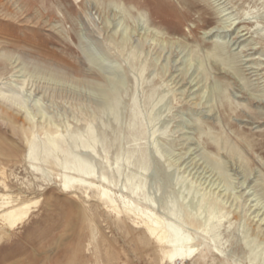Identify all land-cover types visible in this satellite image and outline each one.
<instances>
[{
  "label": "rangeland",
  "instance_id": "rangeland-1",
  "mask_svg": "<svg viewBox=\"0 0 264 264\" xmlns=\"http://www.w3.org/2000/svg\"><path fill=\"white\" fill-rule=\"evenodd\" d=\"M47 133L67 165L26 157ZM0 142V194L38 201L0 264H157L104 190L228 256L186 264H264V0H0Z\"/></svg>",
  "mask_w": 264,
  "mask_h": 264
},
{
  "label": "bare ground",
  "instance_id": "bare-ground-1",
  "mask_svg": "<svg viewBox=\"0 0 264 264\" xmlns=\"http://www.w3.org/2000/svg\"><path fill=\"white\" fill-rule=\"evenodd\" d=\"M236 24L237 23L232 22L230 27H235ZM9 99L11 103H16L15 98L9 97L7 100ZM66 147L67 144L63 137L60 138V136L58 137L54 134L47 133V141H45L42 147L36 144L34 137L28 142V153L26 157L31 161L41 160L44 163L49 164L60 153L65 156V164L67 165L73 151L69 149V147ZM9 150L10 149L8 148H4L3 143L0 142L1 155L3 154L4 157H13L14 154ZM79 171L82 172L81 169H79ZM75 182L77 181L66 179L62 184V190L69 191L73 187H76L78 183L75 185ZM0 184L8 190V186L5 182L0 180ZM133 194L140 195L138 191H133ZM0 200H3L0 202V225H2V229L9 232L23 227L30 219L34 205L38 204V201L33 203H23L10 194H0ZM99 201L104 204L111 214L116 212L114 215H118L116 217H118L122 224H126L128 219H131L132 222L136 223V227L142 229L143 235L139 238V242L146 247L153 246L157 264H186L187 260H192L197 256L202 260H206L210 255L217 257L222 262L226 263L224 260L228 256L225 254L224 247L217 244L216 236L213 238L214 244L212 248L214 251H211L209 255H206V252L201 248L199 240L200 236H193L192 234L186 235V233L177 227L178 225L176 226V223L174 225V222H165L160 216L153 213L139 215L133 207L127 204L123 206V210L117 209L115 205L116 203L112 200L106 190H104L99 196ZM136 220H140L141 225H139L140 223ZM175 222L179 224L182 223L184 227H187L186 221H183V219H176ZM187 225L188 228H192L193 231H201L198 228L199 223L195 220H191ZM71 251V249L65 250V257L63 258L64 262L67 260L71 264H77L75 259H73L74 256ZM251 261L254 262L255 260ZM19 262L22 263L20 260ZM29 262L30 261H26L27 264H29Z\"/></svg>",
  "mask_w": 264,
  "mask_h": 264
}]
</instances>
